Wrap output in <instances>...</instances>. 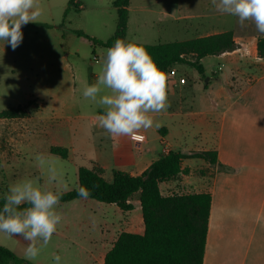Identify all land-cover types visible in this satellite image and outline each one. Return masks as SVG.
<instances>
[{"label":"crops","instance_id":"obj_1","mask_svg":"<svg viewBox=\"0 0 264 264\" xmlns=\"http://www.w3.org/2000/svg\"><path fill=\"white\" fill-rule=\"evenodd\" d=\"M78 3L84 9V4ZM48 12H52L51 7ZM220 14L224 13H217ZM233 18L232 29L222 32L233 31L240 48L217 57L243 52L241 57L228 62L233 65V78L238 76L237 70L241 68H236L237 64L242 61L245 65L249 64L251 69L241 71L240 75L247 76L251 82L243 88H236L232 78L223 85L214 86L211 82L219 83V75L213 73L216 79L209 78L202 86V92L209 93L207 96L202 95L203 105L186 106L183 100L187 83L181 82L184 78L176 67L175 75L168 76L167 92L169 97L175 94L176 87L182 86L179 92L182 104L177 109L167 107L159 113H150L158 126L153 124V127L140 131L147 136V142L142 145H137L127 136L112 137L100 128L96 120L98 115L103 114L100 107L92 116L66 115V110L76 105L71 96H75L85 84L95 83L97 74L85 79L79 75L76 67H71L69 75L62 76L60 67L66 63L69 55L60 57L47 54L41 60H36L41 63L38 68L32 65L35 60L30 61L31 72L36 75V82H31L30 86L36 87V95L43 101L44 109L41 110L34 100L36 109L28 111L27 117L0 119V133L5 148L3 154L0 151L1 166L13 168L20 164L19 155L23 153L20 150L27 152L34 144L44 146L50 153L52 147L67 149V159L74 164L77 175L78 169L88 167L85 165L89 161L92 166L88 168L97 165L104 170V175L108 171L121 170L140 176L153 162L164 156L166 147L169 151H176L172 142L176 138L183 147L182 153L216 152L218 160L215 165L203 159L184 160L182 168L188 169L189 173L162 183L161 191L163 195H172L182 188L189 189L191 193L212 195L204 264H264V60L259 57L257 50L259 38L264 34L257 32L251 21L241 26L238 18ZM46 19L39 16L36 23L30 22L24 27L50 25L48 30L58 36L59 24L55 18ZM197 33L198 37H203L221 33V30L212 27ZM11 72L16 75L14 66ZM26 76L29 82L30 74L25 73L19 78ZM55 120L69 121V133L64 131L67 127L60 126L56 130L54 128L52 133L51 125ZM87 126L93 135L86 134ZM151 131L158 134L152 137ZM91 143L94 158L86 152ZM89 200L79 199L63 204L78 201L87 203ZM130 202L134 204V210L129 212L110 204L116 212L129 214L123 221L111 224L107 218H101L98 224H91L88 216H62L51 241L35 261H29L34 264H54L53 256L60 255L61 264H105L106 255L122 232H144L139 194ZM135 211L138 214H134ZM86 229L90 230L88 237H85ZM0 244L25 259L27 241L22 237L9 238L0 233Z\"/></svg>","mask_w":264,"mask_h":264},{"label":"rangeland","instance_id":"obj_2","mask_svg":"<svg viewBox=\"0 0 264 264\" xmlns=\"http://www.w3.org/2000/svg\"><path fill=\"white\" fill-rule=\"evenodd\" d=\"M116 0H75L74 5L70 6L68 0H38L42 9L40 16L49 20L52 16L59 24V35L55 36L49 31L50 25L40 26H22L23 40L22 43L13 50L10 44L0 40V112L11 109L29 106L28 111L33 112L36 109V103L30 104L36 100L43 110L44 103L36 95V87H31V82L35 81V76L31 72L30 61L35 60L32 65L38 68L43 56L54 54L56 56H67L66 63L60 67L61 75H69L71 67H76L79 75L90 79L93 74L99 73L103 59L106 54V48L97 46L96 52L92 42L86 37H80L76 32L82 31L90 38L107 41L111 38L118 24V12L114 6ZM84 4L81 9L80 3ZM52 12H48L49 8ZM45 9V10H44ZM66 10L68 13L66 14ZM219 11L212 5L211 0H131V10L129 11L128 40L143 44L170 43L176 41H186L198 37L197 32L210 29L212 27L223 30H231L234 24L232 15H217ZM50 24V23H49ZM52 24V23H51ZM246 53V51L244 50ZM243 52L239 51L233 55L227 54L225 57L209 56L202 59L201 63L205 67V73L201 74L193 66L183 64L178 66L183 78L186 80L185 98L183 104L186 106L201 107L203 102L202 95H209L208 92H202V86L207 79H216L213 73L218 74L219 83L212 81L211 85L225 84L228 79L233 78L232 67L228 61L241 57ZM99 57V62L95 57ZM13 60V61H12ZM28 63L26 64L25 62ZM241 63V64H240ZM236 65L238 76L233 78V86L243 88L251 82V79L241 77V71H249L251 67L245 65L242 61ZM12 66L16 70V75H12ZM11 67V69H10ZM254 68V67H253ZM30 74V81L27 76L20 79L23 74ZM241 78V79H240ZM8 82V83H6ZM190 82V84H189ZM10 84V86H8ZM24 84V85H21ZM189 84V85H188ZM182 88V86H181ZM180 87L175 88V94L168 97V104L171 109L179 108ZM82 89H78L76 95L71 97L75 100V106L66 110L67 116L75 117L78 114L92 116L96 114L98 106L90 101L85 100L82 96ZM107 91V90H106ZM211 94V93H210ZM212 96H210V99ZM222 103V102H221ZM69 121L55 120L51 125V132L57 127H64L68 132ZM157 126V123H154ZM5 127V126H4ZM63 128V129H64ZM86 134L93 135L91 128L86 127ZM52 132V133H53ZM89 132V133H88ZM151 136L155 137L158 132L151 131ZM3 136L0 133V151L4 153ZM176 140V141H175ZM172 139L175 144L174 150L181 151L183 147L179 145L178 139ZM91 143L87 149V155L93 157ZM19 155L20 164L13 168L0 166V194L6 193L10 184L22 178H40V183L51 188L59 194L67 193L78 188V175L76 174L74 164L60 156L51 154L44 146L34 144L28 151ZM19 152V153H21ZM43 154L45 158L54 162L58 173V181L51 185L47 184V171L37 166L36 155ZM88 159V158H87ZM91 167V163L85 165ZM105 179L111 182L113 180V171H108L104 175ZM189 189L180 188L174 194H190ZM57 211L62 216H88L91 224H98L101 218L108 222L115 223L123 221L128 213L116 212L110 204H105L91 199L85 203L82 201L73 204L59 203ZM141 213V212H140ZM134 214H138L135 211ZM76 229L74 233H76ZM90 230H85V237H88Z\"/></svg>","mask_w":264,"mask_h":264},{"label":"trees","instance_id":"obj_3","mask_svg":"<svg viewBox=\"0 0 264 264\" xmlns=\"http://www.w3.org/2000/svg\"><path fill=\"white\" fill-rule=\"evenodd\" d=\"M71 0L69 5H74ZM131 0H116L114 6L118 12V24L114 35L107 41L90 38L82 31L76 33L92 42L94 53L97 46L108 49L117 39L127 38L129 25V7ZM68 10H66V14ZM132 42V41H131ZM137 43V42H135ZM158 67L167 75L176 67L189 64L201 74L205 73L202 59L231 53L240 48L233 31L197 37L186 41L159 44H143ZM258 55L264 60V36L259 38ZM186 81V80H185ZM31 101L30 104H34ZM29 106L11 108L0 112V119L24 118L29 115ZM51 153L64 159L69 157L67 149L52 147ZM203 159L215 165L216 152L182 153L170 151L162 156L140 176H134L121 170H113V180L104 177V170L97 165L92 168L78 169V188L60 194L59 203H68L84 199L78 195V189L84 187L94 199L105 204H115L124 212L134 210L131 199L139 194L142 209L144 232H122L105 258V264H204L208 229L212 208L210 193H190L163 195L160 185L176 180L182 174H188L182 164L186 159ZM1 166V155H0ZM4 193L0 194L2 209ZM27 205H22L26 207ZM0 264H34L19 258L11 249L0 244Z\"/></svg>","mask_w":264,"mask_h":264},{"label":"clouds","instance_id":"obj_4","mask_svg":"<svg viewBox=\"0 0 264 264\" xmlns=\"http://www.w3.org/2000/svg\"><path fill=\"white\" fill-rule=\"evenodd\" d=\"M211 3L217 11L237 17L241 26L251 21L257 32L264 34V0H211ZM41 14L38 0H0V40L15 50L23 40L22 26L36 23ZM167 81L168 75L143 45L117 39L106 50L96 82L85 84L82 96L103 109L96 120L108 135L142 141L140 131L154 124L150 113L169 107ZM35 160L39 168L46 169L47 184L56 183L54 162L43 154L36 155ZM78 195L87 199L91 193L80 187ZM3 200L0 233L9 238L22 237L27 241L24 258L35 261L62 221L57 211L60 194L44 187L39 177L22 178L9 185ZM53 261L61 264V256L54 255Z\"/></svg>","mask_w":264,"mask_h":264},{"label":"built area","instance_id":"obj_5","mask_svg":"<svg viewBox=\"0 0 264 264\" xmlns=\"http://www.w3.org/2000/svg\"><path fill=\"white\" fill-rule=\"evenodd\" d=\"M99 57L98 56H96L95 57V61L96 62H99ZM175 70L173 69L169 74H168V76H173V75H175ZM181 82L182 83H185V79H182L181 80ZM140 135H143V137H144V139L142 140V141H133L134 143H136L137 145H142V144H144V143H146L147 142V136L144 134V133H142V132H140L139 133ZM170 151H169V149L166 147V149L164 150V155H167L168 153H169Z\"/></svg>","mask_w":264,"mask_h":264},{"label":"water","instance_id":"obj_6","mask_svg":"<svg viewBox=\"0 0 264 264\" xmlns=\"http://www.w3.org/2000/svg\"><path fill=\"white\" fill-rule=\"evenodd\" d=\"M209 79H207V81H208Z\"/></svg>","mask_w":264,"mask_h":264}]
</instances>
